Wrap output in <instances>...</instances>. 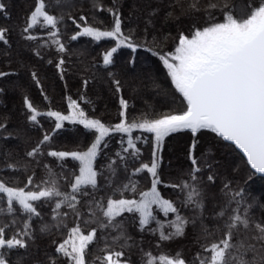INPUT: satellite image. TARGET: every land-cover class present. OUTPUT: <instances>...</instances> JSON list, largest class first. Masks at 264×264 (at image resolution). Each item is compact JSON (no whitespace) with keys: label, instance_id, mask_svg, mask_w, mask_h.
Listing matches in <instances>:
<instances>
[{"label":"trees","instance_id":"obj_1","mask_svg":"<svg viewBox=\"0 0 264 264\" xmlns=\"http://www.w3.org/2000/svg\"><path fill=\"white\" fill-rule=\"evenodd\" d=\"M224 2L45 0L46 11L57 18L56 27L46 25L40 18V22L26 32L30 13L38 0H0L6 6L0 11V28L7 29V43L0 42V72L8 74L0 77V123L7 125V131L0 130V134H11L7 140L0 139V179L11 180V186L24 187L27 178L32 176L33 184L27 185L26 190H36L37 185L43 187L44 182L51 179L62 192L71 193L70 184L78 175L79 162L48 153L86 151L98 133L68 120L60 122L61 127L56 128L59 121L48 116L49 111L62 115L70 113V109L83 111L86 118L99 119L109 128L124 119L128 123H140L182 112L186 102L175 89L160 56L174 50L182 32L190 36L195 29L213 22L209 15L216 21L221 20L219 7L210 9L208 6ZM227 2L243 14L248 0ZM192 3H196L200 11H191ZM96 4L118 9L122 31L135 37L131 41L135 49L126 45L120 47L108 65L103 63V56L116 46L115 40L97 41L77 35L84 26L111 29L114 17L100 11ZM81 16L86 17L87 24L80 20ZM53 32L57 34L51 35ZM74 35L77 39H72ZM60 44L64 46L63 51L59 50ZM61 59L63 64H59ZM116 80L120 81L119 91ZM25 97L39 113L36 121L30 119ZM121 98L127 102L126 109L121 107ZM72 101L78 107H69ZM121 111L124 117L120 116ZM45 135L49 140L43 141ZM131 137L140 150L136 155L132 154L133 149L124 151L129 134L113 131L105 137L94 161L98 171L97 186L83 189L87 195L76 193L75 209L67 203L56 209V200L60 198H53L32 202L39 215L24 213L18 204H14L16 211L11 214L0 212V225H9L8 235L29 225V234L24 237L25 248L0 250L9 264H69L68 258L56 252V248L69 239L71 229L77 226L85 235L96 229V236L86 249V264H100L96 257H103L109 251L124 252L123 259L129 264H144L147 253L157 257L179 253L187 264H199L197 254L200 258L209 256L204 247L224 238L227 229L223 224L229 214H235L233 209L249 218L250 227L234 230L232 242L257 244L259 248L253 237L258 235L254 224L264 223V177L252 172L231 144L211 130L196 134L189 130L175 132L165 137L159 147L154 135L141 129H133ZM37 146L39 152L28 156ZM154 149L160 180L158 191L164 199L174 202L179 215L188 221L184 234L161 240L155 221L142 231L138 214L134 217L129 213L123 216V234L118 228L102 227L106 218L101 206L109 198H119L122 192L125 198L139 199L140 192L150 190L151 174L146 170L136 174L135 170L142 164H151ZM192 155L197 158L198 172L194 170ZM9 164L14 167H7ZM208 176H212L213 181L210 182ZM131 183L136 184L135 193L123 190V185ZM186 184L201 189L202 209L186 205L189 190ZM237 192L241 194L236 195ZM0 209H7L3 195H0ZM220 211H224L225 216H219ZM156 217L164 222L166 234L175 232L167 225L175 220L176 214L165 216L157 211ZM251 255L249 253V257Z\"/></svg>","mask_w":264,"mask_h":264},{"label":"snow or ice","instance_id":"obj_2","mask_svg":"<svg viewBox=\"0 0 264 264\" xmlns=\"http://www.w3.org/2000/svg\"><path fill=\"white\" fill-rule=\"evenodd\" d=\"M94 6L100 11H107L114 17L111 29L100 30L97 27L84 26L82 32L77 35L92 37L97 41L102 38L115 40L116 46L103 56V63L108 65L112 63L113 54L120 47L126 45L135 49L136 45L131 43L135 37L126 35L122 31V20L118 9L105 8L103 4ZM5 7L4 3H0V11H3ZM208 7L210 9L219 7L222 19L216 21L214 16L209 15V20L213 22L195 29L190 36L182 32L174 50L160 56L175 89L186 101V107L182 112L156 119H146L140 123H128L124 119L115 124L113 128H109L99 119L86 118L83 111L73 112L71 115L49 111L47 115L55 117L59 122L78 120L85 128L98 133L86 151H51L48 153L50 156L61 159L71 157L79 162L78 175H75L74 181L70 184L71 193L62 192L55 180L51 179L45 181L43 187L37 185L36 190H26L27 185L33 184L32 176L27 178V184L24 187L11 186V180L0 179V195L4 196L7 204V209H0V212L6 211L11 214L16 211L14 204H18L24 213L39 215L37 206L32 202L53 198H60L56 200V209H60L65 203L68 207L75 209L76 193L87 195L88 193L83 189L88 186L92 188L97 186L98 171L94 168V161L105 137L113 131L129 134L127 148L124 151L128 152L129 149H133L132 154L136 155L140 150L131 137L133 129H141L154 134L157 147L165 137L175 132L190 130L191 133L196 134L201 130H211L225 140L234 142L247 155L251 167L264 174V0H248L246 11L243 14L236 11V6L230 5L227 0L222 5L211 3ZM189 9L194 12L200 11L196 3L190 4ZM168 15H171V12ZM40 18L52 28L57 25V18L46 11L45 0H38L36 7L30 13L25 31L36 26ZM80 20L87 24L86 17L81 16ZM6 32L7 29L0 28V42L7 43ZM56 34L51 33L53 36ZM77 35H74L72 39H77ZM55 42L59 43V41ZM59 50H64L63 44L59 45ZM63 62L61 59L59 64ZM5 75L8 74L0 72V77ZM115 84L119 91L120 81L116 80ZM120 104L123 109L127 108V102L123 98ZM25 105L31 113L30 119L36 121L39 113L27 97H25ZM69 107H78V105L72 101ZM120 116H125L124 111H121ZM60 127L61 124L57 123L56 128ZM0 130L6 132L7 125L0 123ZM10 135L0 134V139L7 140ZM47 140L49 137L45 135L43 141ZM192 147L195 148V143ZM38 152L39 146L33 148L27 155L31 157ZM155 158L156 149L153 150L151 164H142L135 170L136 174L144 170L151 174L150 190L140 192L139 199L125 198L122 192L119 198H109L106 204L101 206L102 215L106 218V223L102 224V227L118 228L123 234V216L129 213L134 217L138 214V223L142 231L155 221L161 240L184 234L188 221L179 215L174 202L164 199L158 191L157 185L160 180L157 175L158 164ZM191 160L194 170L198 172L197 158L192 155ZM7 167H14V165L9 164ZM192 179H195V176ZM208 180L213 181V177L208 176ZM185 187L189 189L186 205L202 209L204 195L201 189L189 184ZM225 187L228 186L225 185ZM123 190L135 193L137 187L135 183L125 184ZM240 194V192L236 193V195ZM236 203L238 204L239 201ZM157 211L165 216L170 213L176 214L175 220L167 225L175 229L174 233L164 232V222L157 219ZM232 212L235 214H229L223 224V227L227 229L224 238L204 247V252L210 253L209 256L200 258V254H197L199 264H264V223L254 224L258 235H255L253 239L259 243V248L257 244L233 243V231L240 227L249 229L250 221L246 216L239 214L238 209H233ZM219 216H225V212L220 211ZM28 227L29 225L25 224L24 230L8 235L9 225H0V250L25 248L24 237L29 234ZM204 230L207 232L206 228ZM95 236L96 229H92L89 234L85 235L79 226L74 227L71 229L69 239L60 244L56 252L67 257L69 264H86V249ZM249 253L252 254L250 257ZM146 255L147 260L144 264H187L179 253L171 257L169 255L157 257L151 253ZM123 257L124 252L122 251H109L103 257L97 256L96 260H99L100 264H129V261ZM0 264H9L4 252H0Z\"/></svg>","mask_w":264,"mask_h":264},{"label":"water","instance_id":"obj_3","mask_svg":"<svg viewBox=\"0 0 264 264\" xmlns=\"http://www.w3.org/2000/svg\"><path fill=\"white\" fill-rule=\"evenodd\" d=\"M186 102V101H185ZM190 131V130H189ZM217 134V133H216ZM219 137H221L225 142L231 144L241 155L242 157L245 159V161L247 162L249 168L252 170V172H254L257 176H261V177H264V174L262 173H259L257 172L255 169H253L250 165V163L248 162V159H247V155L243 152L242 149L238 148L234 142L232 141H228V140H225L222 136H220L219 134H217Z\"/></svg>","mask_w":264,"mask_h":264},{"label":"rangeland","instance_id":"obj_4","mask_svg":"<svg viewBox=\"0 0 264 264\" xmlns=\"http://www.w3.org/2000/svg\"><path fill=\"white\" fill-rule=\"evenodd\" d=\"M73 109H70V113H68L67 115H71L73 112H75ZM68 121H72V120H68ZM76 122H79L78 120H76ZM60 123V122H59ZM154 135V134H153ZM78 242V241H77Z\"/></svg>","mask_w":264,"mask_h":264}]
</instances>
